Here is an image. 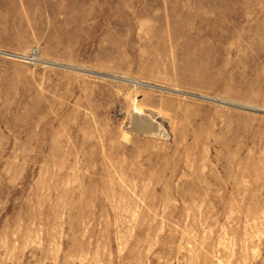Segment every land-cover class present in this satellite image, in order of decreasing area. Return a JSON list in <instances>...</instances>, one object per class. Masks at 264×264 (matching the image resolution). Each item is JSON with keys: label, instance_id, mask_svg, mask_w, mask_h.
Returning a JSON list of instances; mask_svg holds the SVG:
<instances>
[{"label": "rangeland", "instance_id": "374dc122", "mask_svg": "<svg viewBox=\"0 0 264 264\" xmlns=\"http://www.w3.org/2000/svg\"><path fill=\"white\" fill-rule=\"evenodd\" d=\"M0 264H264V0H0Z\"/></svg>", "mask_w": 264, "mask_h": 264}]
</instances>
